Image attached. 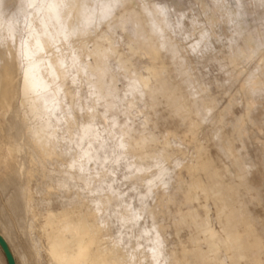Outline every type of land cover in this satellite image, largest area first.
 Returning <instances> with one entry per match:
<instances>
[{
	"label": "clouds",
	"instance_id": "clouds-1",
	"mask_svg": "<svg viewBox=\"0 0 264 264\" xmlns=\"http://www.w3.org/2000/svg\"><path fill=\"white\" fill-rule=\"evenodd\" d=\"M257 2L264 7V0H196L193 8L178 10L173 0H19L18 17L6 19L0 12V62L36 63L48 84L42 98L25 94L21 100L27 146L34 156L59 161L44 177L50 181L45 195L49 203L55 197L65 204L51 221L35 215L29 200L30 229L40 218L53 223L42 249L47 261L38 252L37 264H264L256 258L264 257V221L245 220L242 236L232 230L248 191L242 176L239 184L225 172L216 177L219 183L210 178L209 185H194L232 225H221L229 235L223 241L231 252L227 260L210 262L203 253L172 243L167 229L156 223L170 189L183 182L179 172L186 161L181 143L149 132L146 114L163 108L178 116L201 115L188 40L193 32L218 31L221 24L242 21ZM227 43L234 71L241 68L233 80L241 91L255 95L256 88L264 89V48L233 51L237 40ZM205 51L202 46L201 53ZM177 97H187L191 107L176 111ZM122 166L126 174L117 180ZM132 180L137 184L130 191L138 194L140 204L134 224L127 222L133 209L124 202L128 192L116 187ZM141 220H151L152 226L133 235ZM69 222L67 241L63 226ZM59 240L67 241L68 257L54 261L48 252ZM204 243L214 246L215 237Z\"/></svg>",
	"mask_w": 264,
	"mask_h": 264
},
{
	"label": "bare ground",
	"instance_id": "bare-ground-1",
	"mask_svg": "<svg viewBox=\"0 0 264 264\" xmlns=\"http://www.w3.org/2000/svg\"><path fill=\"white\" fill-rule=\"evenodd\" d=\"M173 3L178 10H188L194 7L196 0H173ZM20 7L19 0H3L0 12L7 19L10 15L19 14ZM192 14L189 12V19ZM201 21L197 20L196 23H202ZM236 24L239 25L238 28ZM236 24H221L218 31L210 32L205 28L203 32H193L188 43L197 45L205 38L204 34L207 43L212 47L217 43L218 37L223 38L221 44L227 43L229 39H236L237 45L234 47L244 51L252 45L264 43V7L258 2L249 6L245 18L242 21L237 20ZM185 26L191 27L188 21H185ZM25 55L29 56L31 53L26 52ZM195 55L197 56L193 54L190 57L193 65H196L193 61ZM227 57L228 64L221 66L227 75L225 82L232 83L235 81L233 76L237 75L241 68L236 67L234 71L231 54ZM24 60L26 67L23 66L22 60L12 62L4 59L0 62V184L3 186L0 194V237L4 241L6 254L12 255L16 264H37L38 252L44 255L45 262L47 261L42 249L47 244V233L53 230V223L40 218L37 219L34 230L30 229L33 215L29 214V200L35 215L51 217V221H55V218L64 212L65 204L55 197H52L49 203L45 195L50 181L43 177L47 176L59 161L55 157L51 158L50 167L47 159L34 156L23 138L22 97L29 94L42 98L47 90L46 88L42 92L38 89L40 80L34 81L35 70H41V66ZM252 67H255V63ZM195 71L193 87L197 89L202 100L199 117L184 116L183 113L178 116L174 115L172 110L163 108L146 113L150 117L149 132L157 138L168 136L174 143H181V159L186 161L184 168L179 172L183 182L174 184L176 191L169 192L161 203L156 214V223L164 226L160 216L168 214L173 219L176 245L183 244L189 251L196 250L203 253L210 262H217L231 257V252L223 243L229 239V235L221 232V225H232L225 216L218 215L217 205L213 201L206 200L199 191L194 190V185L196 182L209 185L210 178L211 183H219L216 177L223 176L225 172L231 173L229 179H234L235 183L239 184L242 176L248 191L241 206L240 221L235 223L232 230L242 236L245 220L257 223L264 221V170L258 173L254 171L255 167L251 165L246 149L249 143L255 145L259 155L264 150V138L253 132L252 127L257 125L264 133V89L258 87L255 95L249 91L244 99H238L244 109L236 114L225 107L219 109L214 95L201 93L197 68ZM191 103L187 97H177L175 110L182 112L184 108L191 107ZM208 108H211V114L208 113ZM226 123H229L230 130L225 128ZM34 158L37 161L35 164ZM34 171H38L41 177L32 185L29 173L33 174ZM116 179L120 180L118 176ZM131 182L133 186L137 184L135 180ZM33 188L39 194L37 199L33 195ZM218 190L224 191L223 188ZM124 202L128 203L125 200ZM148 203L151 205V202ZM205 205L208 211L205 210ZM151 226L152 221L149 228ZM63 227L67 230V241H70L71 223ZM143 227H147L146 224ZM182 230L186 232V239L181 237ZM213 237L214 246L204 243L206 239L211 240ZM67 241L59 240L51 246L48 255L52 260L63 261L68 257ZM132 243L135 246V240ZM256 258L264 259L259 255Z\"/></svg>",
	"mask_w": 264,
	"mask_h": 264
},
{
	"label": "rangeland",
	"instance_id": "rangeland-1",
	"mask_svg": "<svg viewBox=\"0 0 264 264\" xmlns=\"http://www.w3.org/2000/svg\"><path fill=\"white\" fill-rule=\"evenodd\" d=\"M13 16L18 17L19 14L10 15L8 16V18L13 17ZM210 48L215 49V51L206 50L204 53H201V48H200V49H197L196 52H193L194 54H197V56L195 55L193 57V61L194 63H196V68H197V72L199 75L198 82H199L201 93L205 95H209V94L214 95L216 97V105L219 109L225 107L226 109L233 110L236 114H239L244 109V107L239 102V100L244 99V97L248 94L249 91L248 92L241 91L240 84L237 81H234L232 83L225 82L227 75L225 74V70L221 66V64H224V65L228 64L227 56L230 55L229 49H228V43L221 44L217 42L214 44L213 47L210 45ZM249 48H252V49L264 48V43L262 44L259 43L258 45H252ZM235 50L236 48L233 47V51ZM190 51H193V48ZM24 61L25 60H22L23 65H24ZM38 79L40 80L38 89L42 90L43 92L44 89L48 88V84L46 83L44 79H42L41 70L36 69L35 75H34V81L38 82ZM224 126L226 129L230 130L229 123H226ZM252 127H254L253 132H255L260 137L264 138V133L260 130V128L257 125H254ZM246 149L248 150V154L250 158L249 161L251 165L255 167L254 171L258 173L264 170V166H263L264 150L262 151V154L259 155L260 153L259 151L256 150L255 145L249 144V143ZM47 162L49 166L51 167V159H47ZM183 172L185 171L183 170ZM123 173H124V169L122 166L121 172L118 173L117 175L120 180L123 179ZM39 177H41L40 173L38 171H34L31 177V184L34 185ZM116 187H119L123 191L128 192V195L124 197V200L127 201L128 203L131 202L134 209L140 207L139 201L137 199L138 194L136 192L130 191V189L133 188V182L125 181L123 184L117 185ZM176 189L177 188L173 185L169 192L174 193ZM2 190H3V186L2 184H0V194ZM140 191L143 193L144 189L141 187ZM33 195H35L36 199L39 196L38 192L34 191V188H33ZM176 195L178 196L179 193H176ZM170 206L173 207V204H171ZM160 217H161L160 220L163 221L164 226L168 231V235L172 237V243L175 244L176 238L173 234L174 233L173 232V229H174L173 219L168 214L161 215ZM150 222L151 220L139 221L140 228L135 229L134 233L138 234L140 229L144 228L143 227L144 224H146V226L149 227ZM181 237L184 239L187 238L185 230H182ZM14 262H15V259H14ZM0 264H10V261L6 254L4 245L1 241H0Z\"/></svg>",
	"mask_w": 264,
	"mask_h": 264
},
{
	"label": "snow or ice",
	"instance_id": "snow-or-ice-1",
	"mask_svg": "<svg viewBox=\"0 0 264 264\" xmlns=\"http://www.w3.org/2000/svg\"><path fill=\"white\" fill-rule=\"evenodd\" d=\"M161 12V14L164 13V9H160L159 10ZM205 35V38L202 39L197 45H194L193 46V52H196L198 48H201L203 46V48L205 50H207L208 48H210V45L207 43V39H206V34ZM67 39V37H66ZM75 59V57H74ZM140 219V210H136V209H129V214H128V217H127V222H130V223H135L137 220ZM157 243H159V241H157ZM153 251H156V249H153Z\"/></svg>",
	"mask_w": 264,
	"mask_h": 264
},
{
	"label": "water",
	"instance_id": "water-1",
	"mask_svg": "<svg viewBox=\"0 0 264 264\" xmlns=\"http://www.w3.org/2000/svg\"><path fill=\"white\" fill-rule=\"evenodd\" d=\"M0 241L3 243V245H4V248H5V244H4V242L2 241V238H1V237H0ZM5 251H6V248H5ZM7 256H8V258H9L10 264H15V262H14V259H13L12 255H10V254H7Z\"/></svg>",
	"mask_w": 264,
	"mask_h": 264
}]
</instances>
